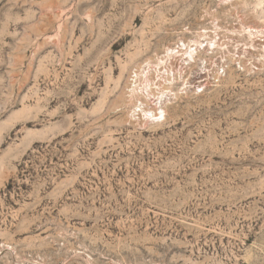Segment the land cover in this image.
I'll list each match as a JSON object with an SVG mask.
<instances>
[{
	"label": "rangeland",
	"instance_id": "1",
	"mask_svg": "<svg viewBox=\"0 0 264 264\" xmlns=\"http://www.w3.org/2000/svg\"><path fill=\"white\" fill-rule=\"evenodd\" d=\"M262 26L264 0H0V264H264ZM179 41L226 74L140 126L131 74Z\"/></svg>",
	"mask_w": 264,
	"mask_h": 264
},
{
	"label": "built area",
	"instance_id": "2",
	"mask_svg": "<svg viewBox=\"0 0 264 264\" xmlns=\"http://www.w3.org/2000/svg\"><path fill=\"white\" fill-rule=\"evenodd\" d=\"M210 57L215 55L208 46L179 41L158 57L159 63L142 65L141 84L131 83L127 88L130 118L140 126L158 124L164 120L166 103L182 95L202 94L216 85L226 74L227 64L219 59L208 72ZM134 78L132 72L130 82Z\"/></svg>",
	"mask_w": 264,
	"mask_h": 264
},
{
	"label": "bare ground",
	"instance_id": "3",
	"mask_svg": "<svg viewBox=\"0 0 264 264\" xmlns=\"http://www.w3.org/2000/svg\"><path fill=\"white\" fill-rule=\"evenodd\" d=\"M169 48V47H168ZM168 48H166V50H168ZM165 50V51H166ZM159 58L158 57H156V59H154V60H147L146 62H150V63H159ZM145 62V63H146ZM142 65H140V67H137L134 71H133V73H134V76H135V78H134V80L133 81H131V83H136L137 82V84L138 85H140L141 84V77L143 76V73H142V67H141ZM131 83H130V85H131ZM171 103H173V102H171ZM168 104H170V103H168ZM167 103H166V106L168 105ZM166 106H165V113H166ZM164 118H165V116H164Z\"/></svg>",
	"mask_w": 264,
	"mask_h": 264
}]
</instances>
